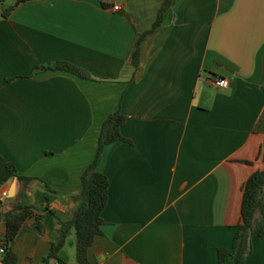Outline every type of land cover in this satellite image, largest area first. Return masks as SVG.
<instances>
[{
  "label": "crops",
  "instance_id": "obj_1",
  "mask_svg": "<svg viewBox=\"0 0 264 264\" xmlns=\"http://www.w3.org/2000/svg\"><path fill=\"white\" fill-rule=\"evenodd\" d=\"M15 1L0 3V247L5 206L19 195L42 231L27 220L10 251L15 264H44L118 109L127 142L105 146L97 165L108 189L89 263L235 264L242 186L264 169V0H172L134 77L130 52L161 0H27L3 19ZM55 62L90 79L35 70ZM7 165L28 181H4ZM250 245L244 263L264 264V240ZM58 257L75 264L73 232Z\"/></svg>",
  "mask_w": 264,
  "mask_h": 264
},
{
  "label": "trees",
  "instance_id": "obj_2",
  "mask_svg": "<svg viewBox=\"0 0 264 264\" xmlns=\"http://www.w3.org/2000/svg\"><path fill=\"white\" fill-rule=\"evenodd\" d=\"M24 1L27 0H16L13 5L3 8L1 17L3 19L8 18L16 5ZM171 3L172 0H161L150 28L137 36L128 60V65L134 71L133 77L138 70L140 62L141 43L157 29L161 28L164 14L170 9ZM101 6L106 9L110 7V4L101 2ZM35 70L66 73L81 80L90 79L89 74L85 70L66 62H55L48 66L35 68ZM125 121V115L117 109L108 114L102 122L97 133L93 158L80 175L77 207L70 220L59 222L57 237L42 261L44 264H49L50 261H55L56 264H65L59 259L58 253L71 232L74 234L75 264H90L87 252L94 238L101 234L100 228L103 221L100 215L107 201L108 189L107 178L97 170V165L105 146L116 141L127 142L120 134V128ZM261 159L264 161V151ZM12 179L23 182L28 181L26 178L17 176L13 166L7 165L4 181ZM263 207L264 169L253 172L242 186L239 223L235 226L236 230L233 237V244L237 245L235 264H245V257L251 251L250 239L253 235L264 240ZM44 211L48 212L47 208H44ZM49 213L54 215L53 212ZM2 217L5 223L4 244L6 246L3 253V263L15 264L14 255L10 251L9 245L13 242L25 222L31 218L34 219L33 228L40 233L42 231L40 215L33 206L22 204L19 201V195H17L12 203L5 206ZM217 254L218 262H223L226 250L218 249Z\"/></svg>",
  "mask_w": 264,
  "mask_h": 264
},
{
  "label": "built area",
  "instance_id": "obj_3",
  "mask_svg": "<svg viewBox=\"0 0 264 264\" xmlns=\"http://www.w3.org/2000/svg\"><path fill=\"white\" fill-rule=\"evenodd\" d=\"M112 10L113 11L119 10V6L117 4L113 5ZM211 85L213 88H216V89H227L229 86V82H228V79H226V78H214L211 81ZM0 197L6 198L7 197V191L1 192ZM3 253H4V248L0 247V255H3Z\"/></svg>",
  "mask_w": 264,
  "mask_h": 264
},
{
  "label": "rangeland",
  "instance_id": "obj_4",
  "mask_svg": "<svg viewBox=\"0 0 264 264\" xmlns=\"http://www.w3.org/2000/svg\"><path fill=\"white\" fill-rule=\"evenodd\" d=\"M156 1L157 0H149L145 5L147 6V7H149V6H151V5H153L154 3H156Z\"/></svg>",
  "mask_w": 264,
  "mask_h": 264
}]
</instances>
